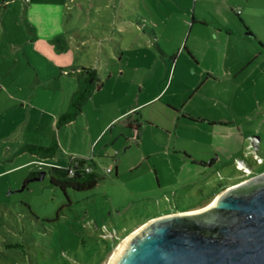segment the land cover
Listing matches in <instances>:
<instances>
[{
  "label": "rangeland",
  "instance_id": "374dc122",
  "mask_svg": "<svg viewBox=\"0 0 264 264\" xmlns=\"http://www.w3.org/2000/svg\"><path fill=\"white\" fill-rule=\"evenodd\" d=\"M8 1L0 264H109L147 219L202 210L264 174V0ZM81 67L97 70L103 87L59 126ZM179 109L229 125L184 122ZM135 114L139 134L126 128ZM55 140L54 158L21 154ZM76 159L100 176L95 189L64 192L47 174L21 191L40 165L48 173Z\"/></svg>",
  "mask_w": 264,
  "mask_h": 264
},
{
  "label": "water",
  "instance_id": "95a60500",
  "mask_svg": "<svg viewBox=\"0 0 264 264\" xmlns=\"http://www.w3.org/2000/svg\"><path fill=\"white\" fill-rule=\"evenodd\" d=\"M109 264H264V174L221 193L207 208L147 222Z\"/></svg>",
  "mask_w": 264,
  "mask_h": 264
},
{
  "label": "trees",
  "instance_id": "16d2710c",
  "mask_svg": "<svg viewBox=\"0 0 264 264\" xmlns=\"http://www.w3.org/2000/svg\"><path fill=\"white\" fill-rule=\"evenodd\" d=\"M58 48L62 49L64 48V46L59 45ZM80 70L83 73V78L79 82L78 90L75 92L72 98L68 112L63 114L59 119V126L69 125L76 121L78 116H80V114L82 113L84 105L92 97L94 92L96 90L102 89L103 87L101 76L97 70L86 67H82ZM134 127L137 131H139L141 128L139 123ZM58 150L59 144L57 140H55L50 147L32 145L25 146L22 149L21 153L29 154L31 156L46 160L54 158L57 155ZM256 151L259 155L260 150L257 146ZM42 173L43 171H39L31 174L25 184H27L29 180L41 176ZM47 174L50 175L51 184L64 192H66L68 189H72L78 192L89 191L95 189L100 180V176L93 170L91 165L87 164L85 160L74 161L67 168L50 167ZM217 193L215 192L212 197Z\"/></svg>",
  "mask_w": 264,
  "mask_h": 264
},
{
  "label": "crops",
  "instance_id": "0c3cea01",
  "mask_svg": "<svg viewBox=\"0 0 264 264\" xmlns=\"http://www.w3.org/2000/svg\"><path fill=\"white\" fill-rule=\"evenodd\" d=\"M6 1V0H5ZM8 2H10V1H8L7 0V3ZM36 6V5H35ZM35 6H32L31 8H30V10H28L29 11V13L31 12V11H33V10H35L36 8H35ZM5 38V37H4ZM2 42H3V40L2 41H0V49H1V47H2ZM82 68V67H81ZM179 113H181L182 115H181V117L179 118V120H181V121H184V122H188V123H194V124H196V123H198V124H203V123H207V124H209L211 127H216V126H219V127H223V126H228L227 124H224V123H222V122H220V121H214V122H210V121H208V120H206V119H203V118H205V117H201V119H197L200 115H197L198 117H195L196 115H191L192 113H188V114H190V115H186V114H184L183 112H182V110L181 109H179ZM179 117V116H178ZM140 124V126H141V128H140V130L139 131H137L136 129H135V125H137V124ZM142 127H143V125H142V121H141V119H139V115H137V114H135V118L134 119H130L129 120V122L126 124V128L127 129H129L130 131H134L135 130V132L136 133H138L139 134V132L142 130ZM134 133L132 132V135H133ZM139 137V136H138ZM22 154V153H21ZM185 154H187V153H185ZM32 157H35V156H32ZM186 158H188V160H192L193 159V157L192 156H190L189 154H187L186 155ZM47 160V159H46ZM198 162H200V161H198ZM197 161H195L194 162V164H199ZM204 162V161H203ZM44 166L45 165H42V167H40L39 168V171H44L45 169H44ZM206 166V165H205ZM31 167H34V165H33V162L31 163V165H28V167L27 168H25V169H28V168H31ZM209 167H213L212 165H210L209 164ZM33 173H35V172H32V173H29V177L31 176V174H33ZM112 173V172H111ZM110 173V174H111ZM118 173H119V169L118 168H116V175H118ZM194 211H196V210H194ZM180 213V212H179ZM166 215H169V214H165V215H158V216H155V217H153V218H150V219H147L145 222H143L142 223V226L143 225H145L147 222H149V221H151V220H153V219H156V218H159V217H162V216H166ZM141 226V227H142ZM141 227H139V228H141Z\"/></svg>",
  "mask_w": 264,
  "mask_h": 264
},
{
  "label": "built area",
  "instance_id": "2783aa9c",
  "mask_svg": "<svg viewBox=\"0 0 264 264\" xmlns=\"http://www.w3.org/2000/svg\"><path fill=\"white\" fill-rule=\"evenodd\" d=\"M77 160H79V159H76V160H73V162L74 161H77ZM257 163L259 164V165H261V164H263V162L260 160V159H258V157H257ZM41 167H42V165H40ZM242 166V165H241ZM241 166H239V167H241ZM91 171V170H90ZM112 172V170H108V173L110 174Z\"/></svg>",
  "mask_w": 264,
  "mask_h": 264
},
{
  "label": "flooded vegetation",
  "instance_id": "af4514ba",
  "mask_svg": "<svg viewBox=\"0 0 264 264\" xmlns=\"http://www.w3.org/2000/svg\"><path fill=\"white\" fill-rule=\"evenodd\" d=\"M210 165L214 166V165H215V161L212 160V161L210 162Z\"/></svg>",
  "mask_w": 264,
  "mask_h": 264
},
{
  "label": "bare ground",
  "instance_id": "6f19581e",
  "mask_svg": "<svg viewBox=\"0 0 264 264\" xmlns=\"http://www.w3.org/2000/svg\"><path fill=\"white\" fill-rule=\"evenodd\" d=\"M117 251V250H116ZM116 253V252H115ZM113 258V257H112Z\"/></svg>",
  "mask_w": 264,
  "mask_h": 264
}]
</instances>
